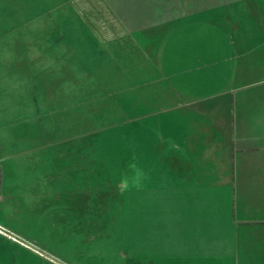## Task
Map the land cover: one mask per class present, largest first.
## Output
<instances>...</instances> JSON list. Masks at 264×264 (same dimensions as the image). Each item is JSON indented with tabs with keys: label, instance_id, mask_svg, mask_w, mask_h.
Instances as JSON below:
<instances>
[{
	"label": "crops",
	"instance_id": "0c3cea01",
	"mask_svg": "<svg viewBox=\"0 0 264 264\" xmlns=\"http://www.w3.org/2000/svg\"><path fill=\"white\" fill-rule=\"evenodd\" d=\"M80 2L65 0L63 86L56 79V42L48 44V63L40 58L45 47L40 10L35 8L39 1L8 0L11 16L3 17L12 24L0 27V45L12 56L5 61L0 56V129L8 134V120L35 116L30 95L34 86L44 88L48 107L64 105L69 131L82 128L88 119L90 102L75 96L77 92L94 89L106 103L110 99L105 93L112 92L113 102H127L130 134L158 129L162 148L169 144V150L203 151L210 160L207 165H216L217 151L222 150L225 184L233 187L228 189L234 206L232 253L226 262L264 264L263 0H240L236 7L232 3L202 13H184L177 0ZM55 31L49 30V38L55 39ZM24 129L16 130L22 136L12 139L13 155L24 165V156L32 153L28 165L36 168L33 181L75 174L78 170L68 168L69 162L88 164L81 152L87 143L69 145L62 165L54 145L28 148L34 135L51 128L33 125L31 134ZM5 138L0 150L9 149L10 139ZM78 150L80 158H74ZM174 162L188 165L190 175L198 173L196 158L177 156ZM193 264L201 262L195 257Z\"/></svg>",
	"mask_w": 264,
	"mask_h": 264
},
{
	"label": "rangeland",
	"instance_id": "374dc122",
	"mask_svg": "<svg viewBox=\"0 0 264 264\" xmlns=\"http://www.w3.org/2000/svg\"><path fill=\"white\" fill-rule=\"evenodd\" d=\"M35 1L40 4L35 8L40 10L41 47H45L40 58L48 63V44L56 42V79L64 86L65 0ZM239 1L177 0L184 13L223 10ZM7 2L0 0V27L12 24L3 17L11 16L12 4ZM54 29L55 39L49 38V30ZM3 46L0 56L5 61L12 55ZM83 89L75 94L90 102L82 128L67 130L64 105L48 107L44 88L34 86L30 95L35 116L8 120V134L0 129L3 145L6 135L10 139L9 149L0 150V264H193L195 257L201 264H228L234 206L229 196L233 187L225 184L222 150L217 151V164L207 165L210 160L203 151L169 150V144L162 148L158 129L130 134L127 102H113L114 95L108 92L104 96L110 102L106 103L94 89ZM33 125L51 130L32 135L31 151L54 145L57 163L64 165L68 146L83 142L87 149L81 152L88 164L69 162L68 168L78 170L75 174L57 175L56 181H33L36 168L28 165L32 153L24 156L22 165L13 155L16 142L12 145L19 135L16 130L25 127L31 134ZM81 152L73 151V157L80 158ZM177 156L200 161L195 166L198 173L190 175L188 165H177ZM130 162L145 174L141 190L121 183ZM205 169L212 173H203Z\"/></svg>",
	"mask_w": 264,
	"mask_h": 264
},
{
	"label": "clouds",
	"instance_id": "9594fccd",
	"mask_svg": "<svg viewBox=\"0 0 264 264\" xmlns=\"http://www.w3.org/2000/svg\"><path fill=\"white\" fill-rule=\"evenodd\" d=\"M145 178L143 170L138 168L134 162H130L127 174L121 177V183L125 185L126 188L141 190Z\"/></svg>",
	"mask_w": 264,
	"mask_h": 264
}]
</instances>
